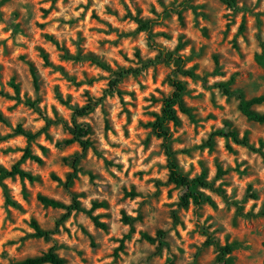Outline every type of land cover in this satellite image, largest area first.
Here are the masks:
<instances>
[{"label":"rangeland","instance_id":"1","mask_svg":"<svg viewBox=\"0 0 264 264\" xmlns=\"http://www.w3.org/2000/svg\"><path fill=\"white\" fill-rule=\"evenodd\" d=\"M136 19L152 22L151 37ZM129 68L139 71L110 92L113 73ZM172 78L192 117L177 111L169 148L181 173L204 175L211 204L179 206L151 128ZM237 96L264 97V0H0V168L19 162L34 177L1 182L0 264L50 250L63 264H222L225 246L228 264H264V163L230 138L208 143L223 130L264 152V124L241 113ZM87 104L92 112L73 116ZM252 109L264 114V103ZM74 123L89 129L86 150L69 134ZM26 148L41 164L21 159ZM93 203L104 204L92 216L105 230L87 213ZM31 221L50 237H34Z\"/></svg>","mask_w":264,"mask_h":264},{"label":"trees","instance_id":"2","mask_svg":"<svg viewBox=\"0 0 264 264\" xmlns=\"http://www.w3.org/2000/svg\"><path fill=\"white\" fill-rule=\"evenodd\" d=\"M226 3L231 6L233 4V0H225ZM137 24V29L139 31H143L147 34L150 33L152 22L150 21H142L140 19L135 20ZM150 36V34H149ZM151 37V36H150ZM150 39V38H149ZM159 57H163L167 62H170L172 57L163 55L161 52L159 54ZM86 59H88L92 64L96 65L97 67L108 70V67L106 64L100 60L98 57L90 55L87 56ZM43 61L47 63V57L44 55ZM151 63L150 61H147L146 64ZM138 69H121L119 71H116L113 73L115 76L114 80L110 82V92H117V94H120V92L117 90V85L119 82L125 78L127 75H136L138 73ZM179 71H181L183 76L189 77V78H195V74L190 69L187 70H181L179 68ZM33 84L35 89H37V78L35 75V72L33 69L30 70ZM171 86L172 91L170 95L163 101L160 114L156 117L154 122L151 124V128L153 130V133L163 140L164 149L166 152L167 157V170H168V181L178 187L180 189L179 194V206L180 207H187L188 205H193L195 207H198L204 203L211 204V200L208 196H206L202 190L204 189H210V185L205 181L204 175L201 174L194 178H189L188 176L184 175L180 172L175 159L174 154L170 151L169 148V141L171 138L170 131L168 130L167 125L169 123H172L173 125H176L179 122V118L177 115V111L183 115H186L188 117H192L191 110L186 107L182 102V96L185 93V85L182 81L171 79ZM222 92L226 96H234L235 94L231 92L227 85L221 86ZM237 99L239 100V110L241 113L246 116L249 120H252L257 123L264 124V114L255 112L252 107L258 106L264 103V97L259 96L252 98L250 100H245L242 96H237ZM93 110L92 104H87L81 108H75L73 109V116L74 117H82L88 115ZM15 134H21L25 135L28 141H31L34 137L26 132H24L20 126H17L14 130ZM69 134L72 136V139L75 141H78L81 145L83 150H86L90 144L87 140H84V138L87 137L89 134V129L87 127L73 124L72 127L69 128ZM213 137H224V138H230L235 144L241 145L246 147L252 152L258 153L264 163V152L262 151V143H260L259 148L253 147L246 137H242L239 139L235 132H225L223 130H219L214 132L211 135L210 140L208 143L212 141ZM22 160L29 159L37 164H41L40 158L33 155L29 148H26L22 155ZM221 173V172H218ZM8 177H18L20 180H28L33 181L34 177L24 171L20 168L19 162L14 164L9 170L1 169L0 168V185L2 180ZM3 190L5 191V188L3 187ZM37 200L45 206L51 207V208H61L66 209L68 213L70 211H82L79 207V204L77 202H74L71 206H65L64 204L54 200L47 198L45 196L39 195L37 197ZM5 201L7 204H11L8 196H6ZM104 207L103 203H93L91 206V209L87 212L91 220L93 222V225L95 228L100 230H105L106 225L99 221L97 216H92V212L96 209ZM31 227L33 228V236L36 238H43L48 239L51 235L50 231H46L41 229L36 221H31ZM144 239L147 241H152V239L146 235H143ZM210 242L209 238L206 241L208 244ZM119 250L123 249V243L121 242L119 245ZM231 252V248L229 246H225L222 249H220L221 253V263L222 264H228V262L225 260L224 256L228 255ZM11 264H63V260L57 256V254L54 253L53 250L48 251L47 253L35 257V258H27L23 261L11 263Z\"/></svg>","mask_w":264,"mask_h":264}]
</instances>
